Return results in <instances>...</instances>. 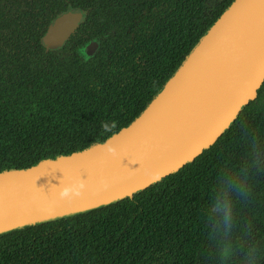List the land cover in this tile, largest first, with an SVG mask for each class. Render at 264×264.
<instances>
[{
	"label": "trees",
	"instance_id": "16d2710c",
	"mask_svg": "<svg viewBox=\"0 0 264 264\" xmlns=\"http://www.w3.org/2000/svg\"><path fill=\"white\" fill-rule=\"evenodd\" d=\"M232 1L0 0V172L81 151L130 124ZM68 5L86 15L60 50L46 51L40 39ZM90 40L93 55L82 50ZM263 121L264 82L192 162L116 203L0 235V264L239 263L264 227L232 230L235 217L224 232L209 207L225 178L264 195L236 154L262 138ZM240 193H228L232 205Z\"/></svg>",
	"mask_w": 264,
	"mask_h": 264
},
{
	"label": "water",
	"instance_id": "95a60500",
	"mask_svg": "<svg viewBox=\"0 0 264 264\" xmlns=\"http://www.w3.org/2000/svg\"><path fill=\"white\" fill-rule=\"evenodd\" d=\"M73 7L40 39L60 50L84 19ZM96 42L83 49L93 55ZM264 82V0H233L130 124L81 151L0 172V235L131 197L192 162Z\"/></svg>",
	"mask_w": 264,
	"mask_h": 264
},
{
	"label": "flooded vegetation",
	"instance_id": "af4514ba",
	"mask_svg": "<svg viewBox=\"0 0 264 264\" xmlns=\"http://www.w3.org/2000/svg\"><path fill=\"white\" fill-rule=\"evenodd\" d=\"M68 7H72V6L68 5L66 7L65 11L68 9ZM73 8H76V7H73ZM62 13H60V14H62ZM60 14H58V15H60ZM58 15H56L54 18H56ZM89 42H96L97 43V41H95V40H90L87 43H85L84 45L88 44ZM83 46H82V50L87 55H89L83 49ZM97 47H98V43H97ZM255 128L257 131H259L261 133L263 132L262 138L259 137L258 139H256V141L251 144L250 148L236 149V154L238 156H240L241 159H246L248 162L247 165H244L242 167H240V165H238V167L242 170L248 169L249 170L248 175L256 176V177L260 178V182L262 183V186H264V121L262 123H260L258 126H256ZM233 202L234 203L232 205V217H233V219H235V217H237L238 219L241 220V222L237 223L235 225L236 227H233L232 230H235V229L245 230L246 232H249V233H255V232H257V230L262 229L264 227V222L261 224H258V226H255L253 223V221L258 220V218L264 219V195H258L256 191L254 192V190L248 189L247 194L245 192H241L240 195L236 196V198H235V200H233ZM240 202H242V204ZM263 236H264V229H263ZM253 240H254V238H251L249 240L250 242H248V245L252 244L251 241H253ZM243 246L246 247L245 245H243ZM251 247L252 248L248 252L247 257H245L239 263L235 262V261H237V255H235L236 257L234 258V264H246V262L249 261L250 257L253 256L255 251L260 250V249H261V252L259 253L258 260H256V262L254 264H264V239L253 243ZM239 248H241V247L239 246ZM235 251L240 256V254H241L240 251H238V250H235ZM223 264H225V261H223ZM230 264H232V263H230Z\"/></svg>",
	"mask_w": 264,
	"mask_h": 264
},
{
	"label": "clouds",
	"instance_id": "9594fccd",
	"mask_svg": "<svg viewBox=\"0 0 264 264\" xmlns=\"http://www.w3.org/2000/svg\"><path fill=\"white\" fill-rule=\"evenodd\" d=\"M243 185L240 179L231 177L225 178L222 181L220 193L214 198L210 204L209 210L215 228L222 229L227 232L232 222V201L228 196L229 192H242ZM225 254L230 251V248L224 249Z\"/></svg>",
	"mask_w": 264,
	"mask_h": 264
},
{
	"label": "rangeland",
	"instance_id": "374dc122",
	"mask_svg": "<svg viewBox=\"0 0 264 264\" xmlns=\"http://www.w3.org/2000/svg\"><path fill=\"white\" fill-rule=\"evenodd\" d=\"M218 0H209V5H213L214 3H216ZM261 252V249L260 250H256L255 253L253 254V256H249L250 259L249 261L246 262V264H254L256 262V260H258V257H259V253Z\"/></svg>",
	"mask_w": 264,
	"mask_h": 264
}]
</instances>
